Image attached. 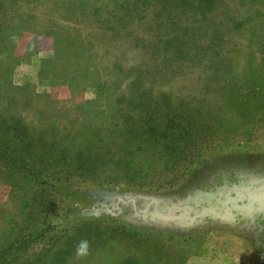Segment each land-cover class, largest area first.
<instances>
[{"label": "rangeland", "instance_id": "374dc122", "mask_svg": "<svg viewBox=\"0 0 264 264\" xmlns=\"http://www.w3.org/2000/svg\"><path fill=\"white\" fill-rule=\"evenodd\" d=\"M7 1L0 0V27L6 28L0 119H22L34 138L46 140L48 147L55 142L56 153H74L72 145L81 151L85 144L91 148L87 155L93 151L104 158L115 141L101 142L98 135L114 130L122 135L124 119L140 115L131 97L141 100L143 94L153 96L151 103L161 109L163 101L170 104L174 133L189 130L188 137L194 136L198 133L189 124L199 121L221 127L212 140L208 132L194 139L200 148L191 163L177 162L164 147L169 144L141 141L142 151L132 158L142 181L112 180L110 162L93 166L86 155L97 178L74 179L78 196L56 200V213L46 220L58 243L50 246L46 237L27 250L13 246L11 258H35L49 248L50 260L72 240L90 235L86 227L93 226L95 237L82 242L67 264H119L145 255L157 264H264V217L235 206L245 199L239 187L253 174H264V109L256 110L255 101L246 98L253 79L264 78V53L258 46L264 35L253 37L255 30L261 34L264 18L255 15L238 30L244 38L228 57L230 65L215 73L206 63L181 62L165 43L172 29L187 30L186 42L200 40L191 25L198 12L169 22L171 11L158 0ZM237 3L232 10L237 19L255 12L264 16V0H256L250 13ZM22 13L34 17L17 18ZM118 23L119 31L110 33L109 24ZM231 82L237 84L235 91ZM122 96L127 100L119 103ZM116 140L124 141L121 136ZM11 192L0 181V252L9 245L8 222L21 212ZM227 201L231 207L225 210ZM153 246L161 250H143Z\"/></svg>", "mask_w": 264, "mask_h": 264}, {"label": "trees", "instance_id": "16d2710c", "mask_svg": "<svg viewBox=\"0 0 264 264\" xmlns=\"http://www.w3.org/2000/svg\"><path fill=\"white\" fill-rule=\"evenodd\" d=\"M14 2L15 0H8L7 4L12 5ZM235 2H238L237 4L239 5L241 4L240 6H246V11L249 12L250 6H254L256 0H158L157 5L161 4L165 7V10L171 11V15L168 18L169 22L180 19V17L191 18L192 16L190 17V15L193 12H198L192 19L196 24L191 25L194 27L193 34L196 33L197 37H201L200 40L186 42L188 32L187 30L183 31V29H172L175 31L172 34L168 33L169 40H165V43L171 46L175 57L181 62H190L192 65H195V62H198L197 64L206 63L210 70L215 71V73L221 71L224 67H228L227 65H230L228 64V57L237 49L239 40L244 38L243 34L245 32L238 33V30L242 31L243 25H250L254 21L255 15L257 18H264L260 12H255V14L252 13L249 16H245L244 19L240 16L237 19L232 11L235 10V6H233ZM144 5L149 8L148 4ZM17 11H20V9L17 8ZM162 11L164 12L161 9ZM19 17L27 19L34 16L32 13H22L21 15H17V18ZM110 17H114V15ZM259 24L262 23L257 22V25ZM111 25L109 24L108 30L110 33L119 31V23L116 26H113L114 24ZM19 27L23 28V26ZM123 27L128 32L127 29L130 31V27L132 26L127 24V26L123 25ZM1 28L0 55H3L6 51L4 45V32L6 28ZM260 32L261 34L255 30L253 37L258 39L260 37L258 35H264V26L260 28ZM138 34H140L138 37L142 38V29H139ZM43 35L50 37L52 33L45 32ZM263 37L258 42L262 53H264ZM159 39L162 41V37ZM221 52L225 54L224 57L221 56ZM231 76L233 77V73ZM233 78L236 79L235 77ZM253 83L247 89L249 96L243 95L240 97H246L255 101L256 110H263L264 78L253 79ZM229 84L231 87H234V91L237 89V84H233V82ZM122 97L119 103L127 100L124 96ZM152 97L150 94H143L141 100L133 96L131 97L130 102L133 104L134 110L139 109L138 113L140 112V115L139 119L132 117L130 114L128 117H126V114L123 115V119L126 118L124 119L122 135L119 134L118 130L98 135L101 142L115 141L113 146L108 149L107 155L104 158H100L93 151L87 155L86 153L91 148L84 147L85 144L81 148V151L78 150V145H72V147L76 148L74 149V153L68 152V150L56 153L52 146L56 147L58 145L55 142H51L50 147H48L46 140L41 137L34 138L32 136L33 133L22 119H8L9 121L0 119V181L11 188V193L18 200L21 207L20 214L16 216L18 219L15 220L13 218L8 222L10 228L5 232V239L9 242L10 246H5L0 252V264H67L70 256L83 243L89 242L95 237L92 235L93 226H87L86 229L88 231L91 229L90 235L85 236L83 239L77 238L72 240L68 244L69 246H65L58 251L50 260H46L50 252L49 248L35 258L32 256H26V258L19 256L12 259L10 254L13 246H17L18 249L27 250L30 243L42 242L46 237L50 238V246H55L58 243L57 240L59 239L51 235L53 227L46 220L49 215H55L57 209L56 200H60V198H65L66 200L78 196L77 190L72 186L74 179L91 181L97 178L96 172L94 173L97 170L95 167L94 170L89 165L90 161L88 163L85 160L86 155L88 159L92 160L93 166H96V162L100 163V161L110 162L108 164H111L110 170L112 176H114V178H111L112 180L129 179L134 182L142 181V172L138 170V166L134 167L136 161L132 158L134 154L136 155L142 151L141 141L150 140L148 142L149 146H157L159 144L164 146V143L169 144L164 147L166 150L173 151L171 153L174 157L177 156V162L191 163L190 160L198 158L199 154H196V151L200 148L194 139H202L208 132L211 136L207 138L212 140L213 135L221 131L220 126L216 127V125L211 126L209 124L205 127L203 125L204 121H199L189 124V128L193 129L194 133H198L194 136L192 133L188 137L189 130L174 133L172 132V121L169 117L175 112L169 108L170 104H167L166 101L162 102V109L153 105L151 103ZM246 107L250 109L252 106L246 104ZM120 136L123 138V142L116 140ZM142 136L145 138H142ZM93 139L94 136L91 138L92 142ZM93 144L96 145V143ZM172 147L173 149H171ZM127 157L132 159H127ZM83 230L85 228L82 227L80 232H83ZM47 233H49V236ZM146 249L144 248L143 250L147 254L161 250L156 246H153L149 250ZM160 261L158 263H161ZM119 264H157V262H153L150 260L149 255H145L142 258L134 257L133 260H123Z\"/></svg>", "mask_w": 264, "mask_h": 264}, {"label": "flooded vegetation", "instance_id": "af4514ba", "mask_svg": "<svg viewBox=\"0 0 264 264\" xmlns=\"http://www.w3.org/2000/svg\"><path fill=\"white\" fill-rule=\"evenodd\" d=\"M242 185L239 187L238 190H240V196L243 195V198L245 199L244 201H242V204L235 205L236 210L240 212L243 210H247L250 215H255L256 213H258V215L264 217V174H253L250 180H248L245 185ZM230 207V202L227 201L224 203L223 208L225 210Z\"/></svg>", "mask_w": 264, "mask_h": 264}]
</instances>
